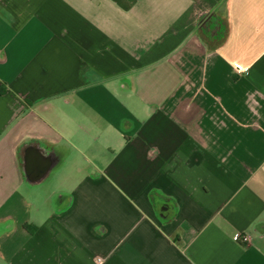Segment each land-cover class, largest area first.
<instances>
[{
  "label": "crops",
  "instance_id": "crops-1",
  "mask_svg": "<svg viewBox=\"0 0 264 264\" xmlns=\"http://www.w3.org/2000/svg\"><path fill=\"white\" fill-rule=\"evenodd\" d=\"M0 90V264H264V0H0Z\"/></svg>",
  "mask_w": 264,
  "mask_h": 264
},
{
  "label": "built area",
  "instance_id": "built-area-1",
  "mask_svg": "<svg viewBox=\"0 0 264 264\" xmlns=\"http://www.w3.org/2000/svg\"><path fill=\"white\" fill-rule=\"evenodd\" d=\"M234 238L236 240H240L243 243H246L248 241V239H249V237L247 235H235Z\"/></svg>",
  "mask_w": 264,
  "mask_h": 264
},
{
  "label": "trees",
  "instance_id": "trees-1",
  "mask_svg": "<svg viewBox=\"0 0 264 264\" xmlns=\"http://www.w3.org/2000/svg\"><path fill=\"white\" fill-rule=\"evenodd\" d=\"M1 91V90H0Z\"/></svg>",
  "mask_w": 264,
  "mask_h": 264
}]
</instances>
